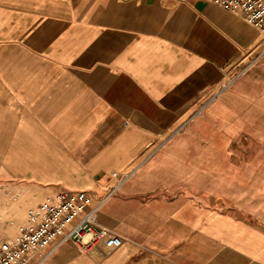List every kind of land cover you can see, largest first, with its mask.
I'll list each match as a JSON object with an SVG mask.
<instances>
[{"label":"crops","instance_id":"1","mask_svg":"<svg viewBox=\"0 0 264 264\" xmlns=\"http://www.w3.org/2000/svg\"><path fill=\"white\" fill-rule=\"evenodd\" d=\"M263 56L204 0H0V177L44 199L128 175L98 212L119 248L28 264H264V131L235 146Z\"/></svg>","mask_w":264,"mask_h":264},{"label":"built area","instance_id":"2","mask_svg":"<svg viewBox=\"0 0 264 264\" xmlns=\"http://www.w3.org/2000/svg\"><path fill=\"white\" fill-rule=\"evenodd\" d=\"M240 16L264 36V0H204ZM113 177H119L116 172ZM128 175L120 178V185ZM105 196L90 190L56 189L33 207L16 228L10 241L0 242V264H28L33 251L55 250L72 242L83 254L107 255L122 244L112 230L98 225V212Z\"/></svg>","mask_w":264,"mask_h":264},{"label":"rangeland","instance_id":"3","mask_svg":"<svg viewBox=\"0 0 264 264\" xmlns=\"http://www.w3.org/2000/svg\"><path fill=\"white\" fill-rule=\"evenodd\" d=\"M257 64H263L264 66V56L257 62ZM248 90L250 92L252 91L251 97H247L252 99V104L250 106L256 104L258 102L257 100L260 98H264V86H250L248 87ZM250 109V117H247L246 115V117L241 119L238 123V128L235 131V146L247 143L248 141L246 139L250 133L264 131V105L263 107L256 108H249L246 106L240 107V110L243 111V113L241 112L242 114H248ZM14 125L15 124H12V130L14 129ZM238 136L241 138V141H238ZM16 142L17 140L11 139L12 151L14 149L13 147L16 146ZM263 145L264 144H261V146ZM255 147L258 148L256 145ZM1 156L2 140L0 139V161ZM259 158L261 159V162H264V155L252 154L250 156V162H258ZM38 190L39 189L36 187L30 185L27 186L25 180L13 177L11 179H3L0 177V242L12 240L15 236L18 224L23 221L26 213L43 200L40 199V193ZM73 246L75 247V245ZM75 250L77 251L76 247Z\"/></svg>","mask_w":264,"mask_h":264}]
</instances>
